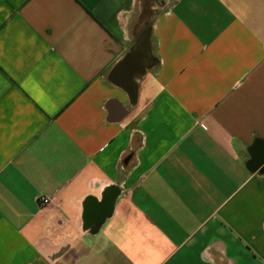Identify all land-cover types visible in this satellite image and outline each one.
<instances>
[{"label": "crops", "instance_id": "0c3cea01", "mask_svg": "<svg viewBox=\"0 0 264 264\" xmlns=\"http://www.w3.org/2000/svg\"><path fill=\"white\" fill-rule=\"evenodd\" d=\"M0 264H264V0H0Z\"/></svg>", "mask_w": 264, "mask_h": 264}, {"label": "water", "instance_id": "95a60500", "mask_svg": "<svg viewBox=\"0 0 264 264\" xmlns=\"http://www.w3.org/2000/svg\"><path fill=\"white\" fill-rule=\"evenodd\" d=\"M148 36V31H144L141 36L138 39V43H143L144 39ZM128 63V58H123L116 66L115 70H117L120 67H124ZM133 98H135V90L132 89V95Z\"/></svg>", "mask_w": 264, "mask_h": 264}, {"label": "built area", "instance_id": "2783aa9c", "mask_svg": "<svg viewBox=\"0 0 264 264\" xmlns=\"http://www.w3.org/2000/svg\"><path fill=\"white\" fill-rule=\"evenodd\" d=\"M37 201L40 206H43L49 203L50 198L46 195H40L38 196Z\"/></svg>", "mask_w": 264, "mask_h": 264}, {"label": "rangeland", "instance_id": "374dc122", "mask_svg": "<svg viewBox=\"0 0 264 264\" xmlns=\"http://www.w3.org/2000/svg\"><path fill=\"white\" fill-rule=\"evenodd\" d=\"M157 9L156 8H153L151 10H145V15H146V19L145 21H147L148 17H150L151 14H153Z\"/></svg>", "mask_w": 264, "mask_h": 264}]
</instances>
